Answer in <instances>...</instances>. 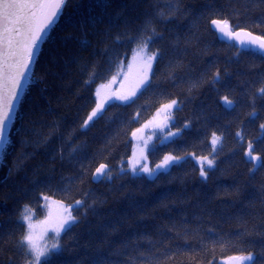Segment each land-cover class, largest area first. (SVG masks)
Segmentation results:
<instances>
[{
	"label": "trees",
	"instance_id": "obj_1",
	"mask_svg": "<svg viewBox=\"0 0 264 264\" xmlns=\"http://www.w3.org/2000/svg\"><path fill=\"white\" fill-rule=\"evenodd\" d=\"M212 19L264 37L259 0H69L41 46L0 160V264H25L20 212L28 205L42 221L48 200L83 202L48 264H210L248 254L264 264V54L222 41ZM151 27L147 51L159 55L148 84L83 128L98 88ZM172 100L178 135L149 156L152 165L185 159L154 178L133 175V133ZM249 142L259 161L248 158ZM201 157L215 158L206 180ZM100 164L112 176L97 183Z\"/></svg>",
	"mask_w": 264,
	"mask_h": 264
},
{
	"label": "snow or ice",
	"instance_id": "obj_2",
	"mask_svg": "<svg viewBox=\"0 0 264 264\" xmlns=\"http://www.w3.org/2000/svg\"><path fill=\"white\" fill-rule=\"evenodd\" d=\"M69 0H0V151L5 149V146L10 143V125L13 121L15 112V104L18 102L19 96L24 91V85L28 82V75L30 74V67L34 62H38V57L41 54V46L48 36L49 30L56 23L59 15ZM259 3L264 4V0H259ZM211 24L214 28L222 33L224 36L237 39L241 33L233 31L232 25L228 19H212ZM152 36H149L141 43L144 46L145 55L142 59V66L140 70V80L138 87H143L148 84V79L151 75L152 63L155 61L158 52L155 50L148 52L147 46L156 35V29L151 27ZM250 39L248 44L255 45L261 52H264V37L253 36L251 32L244 33ZM119 40V37L116 38ZM241 44L245 41L241 40ZM119 67V65H117ZM95 75V73H91ZM220 73L215 74L214 80L218 81ZM91 80H86L85 83H90ZM259 93L264 96V87H261ZM135 90L132 91L131 96H135ZM131 96H116V99L130 100ZM226 106H232V101L227 96L223 97ZM167 109L179 108L176 100L164 105ZM102 112L99 105L87 116L83 122L82 127L87 128L88 123ZM170 115V113H169ZM255 115V112L252 113ZM187 127V125H185ZM260 127L264 129V124ZM163 128H168V136H176L177 132L171 131L169 124L163 125ZM135 136V133H133ZM241 134L238 132L237 136ZM220 137L215 133L212 134V144L215 145ZM247 156L252 161H259V155L254 154L253 145L251 142L247 145ZM183 157L177 158L175 156H165L160 164L156 165L158 170H166L172 163H179ZM215 166V158L208 159L207 157L200 158V175L205 180L208 177L207 169ZM255 170V165L253 166ZM140 172L147 173L149 176L154 175V170L146 165L139 167ZM131 172L133 175L137 174V165H131ZM112 173L107 169V165L100 164L95 169L92 176L93 180L100 178L111 179ZM70 191V189H67ZM45 200L47 196L43 197ZM83 202L76 200L74 205H68L64 211L66 215L56 224L53 229L55 237L49 246L47 243L37 244L32 231L31 218L28 215L29 206L24 205L20 212L19 218L22 222L27 224V230L20 237L18 242L25 254V264H41V258H44L45 264L52 259L54 255L59 253L63 245L59 240L61 232H69L73 225L77 222V217L72 215V208H81ZM230 259L237 261L238 264H245V261H252L253 257L239 256L231 257ZM149 264H159L158 261L149 260Z\"/></svg>",
	"mask_w": 264,
	"mask_h": 264
},
{
	"label": "rangeland",
	"instance_id": "obj_3",
	"mask_svg": "<svg viewBox=\"0 0 264 264\" xmlns=\"http://www.w3.org/2000/svg\"><path fill=\"white\" fill-rule=\"evenodd\" d=\"M143 49H144L143 46L139 47L131 56L128 63L123 68H121V70L117 73V75L111 81L98 88L97 105L101 107L102 112L104 111L107 104H109L110 102L116 101V102L126 103L131 101L145 86L144 85L143 87H138L140 80L142 59L143 56L145 55ZM153 64L154 61L152 63V68H153ZM134 90L136 94L135 96H131V93ZM116 96H121V97L131 96V99L130 100L116 99L115 98ZM173 109L174 108L172 109H167L165 107L161 108L149 122H147L140 130H137L139 131L138 137L132 138L131 140L132 156L129 160V169L131 171V165L136 164L137 165L136 175H143L147 178H154L160 173L168 171L173 165L178 164V163H172L166 170H158L156 169V165H152L149 156L150 150L154 147V145L157 142H159L160 140L168 141L172 138V136H168L167 138H165L167 133L169 132V129L163 128V131H161V128L165 124H169L171 126L172 122L174 121V116L172 115ZM102 112L98 113L97 116L94 117L93 120L88 123V127ZM184 159L185 157H183V159H181L180 162H182ZM197 161L200 164V159H197ZM144 165L154 170L153 176H149L147 173L139 171V167ZM65 207L66 206H64L63 204L54 202L52 200H48L46 202L47 214L44 220L36 221L32 218V216L29 215L33 226L32 227L33 235L37 244L43 245L47 243L49 246L51 245L53 239L56 238L53 229L55 228L59 220L62 219L64 215H66L64 211ZM62 233L63 232H61L60 235ZM248 255H251L253 259L252 261H245V264H252L255 255L254 254H248ZM248 255H235L231 257L248 256ZM231 257H227L225 259H221L217 262L210 264H238L237 261L230 259ZM43 260L44 258H41V261Z\"/></svg>",
	"mask_w": 264,
	"mask_h": 264
},
{
	"label": "water",
	"instance_id": "obj_4",
	"mask_svg": "<svg viewBox=\"0 0 264 264\" xmlns=\"http://www.w3.org/2000/svg\"><path fill=\"white\" fill-rule=\"evenodd\" d=\"M59 16H60V15H59ZM211 26H212L213 30L216 31V33L218 34V37H219L222 41H224V42H228V43H236L238 46H240V47L243 48V49H253V50H255V51H259V52H261V50H259L255 45H251V44H248V43H247V41H248L250 38L247 37V36H245L244 33L249 32V31H247V30H243V29H242V30H236V31H239V32L241 33V35H240L239 38H237V39H233V38H230V37L224 36L222 33L218 32V31L214 28V26H213L212 24H211ZM49 31H50V30H49ZM252 35H253V36H257V35H255V34H253V33H252ZM241 40L245 41V43L241 44V43H240ZM261 53L264 54V52H261ZM34 63H35V62H34ZM33 66H34V64L30 67V74H31V72H32ZM30 74L28 75V79H29V77H30ZM26 85H27V82H26L25 85H24V90H25ZM23 93H24V91H23ZM23 93L19 96L18 102L15 104V112H14V115H13V120H14V117H15V115H16V112H17L18 106H19V104H20L21 98H22V96H23ZM12 123H13V121H12ZM11 127H12V124L10 125V129H11ZM138 135H139V131H136V132H135V136L133 135L132 138H136V137H138ZM3 151H4V150H3ZM3 151H0V160H1V157H2V154H3ZM102 179H103V178H100V179H98V180H94V181L98 183V182H101Z\"/></svg>",
	"mask_w": 264,
	"mask_h": 264
}]
</instances>
